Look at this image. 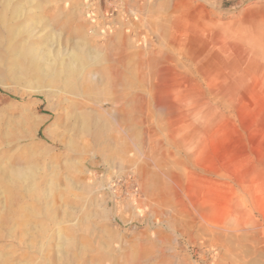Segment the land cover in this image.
Instances as JSON below:
<instances>
[{
	"label": "rangeland",
	"instance_id": "1",
	"mask_svg": "<svg viewBox=\"0 0 264 264\" xmlns=\"http://www.w3.org/2000/svg\"><path fill=\"white\" fill-rule=\"evenodd\" d=\"M0 264H264V0H0Z\"/></svg>",
	"mask_w": 264,
	"mask_h": 264
},
{
	"label": "bare ground",
	"instance_id": "2",
	"mask_svg": "<svg viewBox=\"0 0 264 264\" xmlns=\"http://www.w3.org/2000/svg\"><path fill=\"white\" fill-rule=\"evenodd\" d=\"M28 49V48H27ZM28 53V52H27ZM33 53V60H37L38 58H40V59H45V55L43 56V55H41V53L39 52H37V51H34V49H33V47H32V49H29V54H32ZM56 56H58V55H56ZM55 57V56H54ZM56 59V58H55ZM78 59H79V57L76 55V53L74 52V53H72L70 56H69V59H68V61L67 60H65V59H63L62 61H61V66H62V68L65 70V71H75L77 68H78ZM39 60V59H38ZM57 61V60H56ZM54 66V65H53ZM52 67V66H51ZM50 67V68H51ZM49 68V67H48ZM52 68H54V67H52ZM56 68V67H55ZM55 70V69H54ZM57 70V69H56ZM63 70V71H64ZM42 72V71H41ZM53 74H55V73H53ZM45 75H47V74H45ZM49 75V74H48ZM61 75V74H60ZM46 77V76H45ZM38 124L39 123H41L42 121L41 120H37L36 121ZM55 124V123H54ZM12 173H14L13 174V184H15L16 185V187H17V185L18 184H16L17 183V180H19V181H26L27 179H29V177H30V172L29 171H25V170H22V171H18V172H14V171H12ZM18 178V179H17ZM17 179V180H16ZM19 190V189H18ZM21 192H24V190H21ZM12 199H16L17 197H16V195H14V197H11ZM10 198V199H11ZM12 201V200H11ZM11 201H10V203H11ZM10 205H12V204H10Z\"/></svg>",
	"mask_w": 264,
	"mask_h": 264
},
{
	"label": "crops",
	"instance_id": "3",
	"mask_svg": "<svg viewBox=\"0 0 264 264\" xmlns=\"http://www.w3.org/2000/svg\"><path fill=\"white\" fill-rule=\"evenodd\" d=\"M224 1V0H223ZM225 1H229V2H231L232 3V7H233V5L235 6V5H237V0H225Z\"/></svg>",
	"mask_w": 264,
	"mask_h": 264
}]
</instances>
